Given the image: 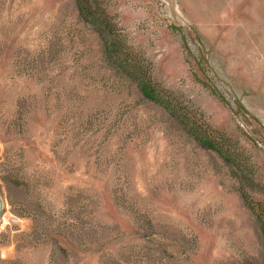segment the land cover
<instances>
[{
  "label": "rangeland",
  "instance_id": "1",
  "mask_svg": "<svg viewBox=\"0 0 264 264\" xmlns=\"http://www.w3.org/2000/svg\"><path fill=\"white\" fill-rule=\"evenodd\" d=\"M123 49L239 168L141 95L76 0H0V264H264V0H99Z\"/></svg>",
  "mask_w": 264,
  "mask_h": 264
},
{
  "label": "trees",
  "instance_id": "2",
  "mask_svg": "<svg viewBox=\"0 0 264 264\" xmlns=\"http://www.w3.org/2000/svg\"><path fill=\"white\" fill-rule=\"evenodd\" d=\"M78 15L99 28L106 43L107 53L115 59L116 66L128 77L136 81L140 93L145 98L160 103L169 113L174 115L186 130L198 141L212 148L220 154L224 161L241 167V161L233 150L226 144L225 135L214 131L208 125L200 124L195 116L189 112L182 102L155 81L152 71L144 64L143 60L123 49L121 42L115 35L108 15L105 14L99 0H76ZM246 205L256 216L264 235V208L262 202L255 201L247 192L243 193Z\"/></svg>",
  "mask_w": 264,
  "mask_h": 264
},
{
  "label": "water",
  "instance_id": "3",
  "mask_svg": "<svg viewBox=\"0 0 264 264\" xmlns=\"http://www.w3.org/2000/svg\"><path fill=\"white\" fill-rule=\"evenodd\" d=\"M0 213H1V204H0ZM0 222H1V218H0Z\"/></svg>",
  "mask_w": 264,
  "mask_h": 264
}]
</instances>
